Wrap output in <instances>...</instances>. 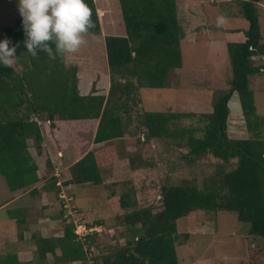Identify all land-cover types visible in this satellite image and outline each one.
I'll use <instances>...</instances> for the list:
<instances>
[{
  "label": "trees",
  "instance_id": "trees-1",
  "mask_svg": "<svg viewBox=\"0 0 264 264\" xmlns=\"http://www.w3.org/2000/svg\"><path fill=\"white\" fill-rule=\"evenodd\" d=\"M119 1L126 35L105 38L110 70L108 92L96 80L87 91L81 90L78 65L67 66L65 59L50 60L44 52L33 58L23 44L26 37L21 16L12 24L0 26V41L10 40L9 46H16L17 63H22L21 70L15 65L6 68L0 64V176L12 191L39 181V166L30 152V139L41 152L44 123L46 133L57 146L64 142L85 145L86 136L81 132L90 131L94 132L95 143L109 144L124 138L136 117L143 142L163 140L168 146L187 148L184 157L189 162L211 154L221 163L213 175L204 179L203 186L189 179L163 186L158 210L152 205L138 206L133 187L113 192L108 203L118 212L122 210L116 218L127 227L126 244L99 258L93 257L94 264H180L177 243H186L189 233L180 239L178 219L196 210L214 214L223 210L236 212L240 221L249 223L245 236L248 264H264V244L257 242L264 240V116L257 113L250 85L252 75L264 72V64H256V59L264 57L258 13L262 0H240L241 14L248 21L245 39L227 43L232 76L228 87L216 91L211 111L144 110L137 116L132 112L141 102L139 89L164 88L170 70L182 67L181 43L186 32L178 17L177 0ZM85 3L92 9L95 23L90 33H100L96 2ZM234 95L238 98L236 111L243 113L252 137L229 135ZM186 118H197L198 125L181 126L180 120ZM108 147V155L91 149L71 165V177L64 184H102L101 164L106 163L103 159L111 160L116 151V146ZM233 160L235 165L227 169ZM135 162L132 158L131 163ZM48 164L52 165L50 160ZM57 178L53 175L46 188L56 189L59 194ZM64 215L62 236H37L39 256L44 258L51 252L58 264L87 262L93 256L91 251L99 248L94 242L97 231L80 237L77 224ZM80 223L91 228L106 220L88 224L81 219Z\"/></svg>",
  "mask_w": 264,
  "mask_h": 264
},
{
  "label": "rangeland",
  "instance_id": "rangeland-1",
  "mask_svg": "<svg viewBox=\"0 0 264 264\" xmlns=\"http://www.w3.org/2000/svg\"><path fill=\"white\" fill-rule=\"evenodd\" d=\"M110 1L112 5V9L109 8L108 10L111 11L110 13L103 14L102 10L98 11L100 23L104 27V22L108 20L109 15L113 16V20H117V28L122 26V29L119 27L116 31L110 32L114 35H123L126 29L119 0ZM103 2V0H97L98 8L102 9L101 3ZM18 3L19 0H0V26L12 24L20 16ZM261 3L258 4V13L262 42H264V0ZM177 5L180 22L185 25V29L188 31V36L181 43L182 67L170 70L166 79L167 85L164 88L143 87L139 89L138 96L141 102L132 112L133 116H137L144 110L208 112L212 110L216 91L229 86V79L232 76L229 55H225L220 46L217 48V45H208L204 38L207 39V35L208 37L211 35L222 38L226 35L224 30L241 29V32L231 33L227 38L229 41L245 39L244 30L248 27V21L241 14L240 0H177ZM104 32L111 35L105 28L102 29V34L89 33L85 37L86 44L66 60V65L80 66L83 88H87L88 84L92 82L90 78L97 75L99 76V81L96 80L97 83L99 82V85H102L108 92L110 70L105 37L103 38ZM260 63L264 64V59H256V64ZM14 65L16 69L21 70L22 63H17V59ZM250 85L254 90L257 113L259 116H264V72L252 75ZM237 104L238 98L235 97L230 104L233 111L229 116V135L233 138L252 137V132L247 127L243 113L236 111ZM137 124L135 117L125 137L108 144L112 147L113 145L116 146V151H114L111 160L110 158L103 159L104 162H109L102 165L101 171L105 181L103 184H82L75 191L68 187L64 188V185H60L61 182H59L57 184L60 187L59 194L56 189H53V192L44 193L47 197L44 203L47 201L50 203L47 209H43L45 213L56 211L58 214L63 208L65 211L63 217H65L64 214L69 215L71 217L69 220L74 221L75 224L80 223L81 219L88 224L99 219L107 221L97 226L94 242L99 245V248H94L91 251L90 255L93 256L84 264H94L95 259L93 257L98 256L99 258L103 253H110L126 244L127 227L116 218L113 208H110L108 203V198L113 192L120 193L129 187H133L136 191L138 206L152 205L155 210H158L161 208L163 186L177 184L187 179L195 180L203 186L204 179L213 175L221 163V160L211 154L195 162H189L184 157L187 148L168 146L163 140L143 142L144 135L137 128ZM179 124L181 126H196L198 120L197 118H186L180 120ZM45 129L47 128L43 124L44 137H49L50 134L47 135ZM82 134L90 137V139L94 137L93 131ZM30 143H32L31 139ZM49 146V142H47L46 148ZM50 148H52L50 149L51 152H56L53 147L50 146ZM50 150L41 157L42 166L39 173L43 180L39 182L41 186L38 188L40 189H43L46 183H50L49 177L53 173L59 177L60 181L68 177L62 175V170L59 168L58 170L53 169V171L50 169L46 161L47 157L52 154ZM56 154H53L56 162H63L64 165L68 157L60 158ZM132 158L136 159L135 164L131 163ZM235 161L233 160L232 163L228 164L227 169L233 167ZM5 189L10 191L8 187ZM40 189L38 190L40 191ZM42 201L39 197L37 202L42 204ZM88 207L93 211L87 213ZM65 226L64 220L57 222L56 231L63 232ZM37 229H39L38 223L31 224V230ZM82 229V227L77 228L80 237L87 233ZM248 229L249 223L240 221L234 211L223 210L214 214L204 210H196L188 216L179 218L180 239L184 240V233H189L186 243H177L180 264H248L245 254V236ZM257 242L264 244V240ZM258 257L257 254L254 255L255 259ZM50 259L53 257L50 256Z\"/></svg>",
  "mask_w": 264,
  "mask_h": 264
},
{
  "label": "crops",
  "instance_id": "crops-1",
  "mask_svg": "<svg viewBox=\"0 0 264 264\" xmlns=\"http://www.w3.org/2000/svg\"><path fill=\"white\" fill-rule=\"evenodd\" d=\"M103 1L104 2L101 3L102 9H100V7L98 8V5L96 3L98 11L100 12L102 10L103 14H105L106 12L110 13L111 11H108V10L112 6L111 1L110 0H103ZM95 2H97V0H95ZM261 2H263V0ZM261 2H259L258 4H262ZM178 17H179V14H178ZM113 19H114L113 16L109 15L108 20L104 22V27L101 25V32L103 28L107 29L109 32L116 31L119 27L122 29V26H119L117 28V20H113ZM183 26L185 29L184 24ZM204 28L207 29V27H204ZM237 31L241 32V29L240 30L238 29L235 31L234 29H228L227 31L224 30V34L226 35H224L222 38H218V36L217 38L212 37L211 35L208 37V35L207 36L205 35L207 39L204 38V40L207 41L208 45L209 44L211 45L213 44L214 46L217 45L216 46L217 48L218 46H220L222 49V52L225 55L226 54L228 55L227 43L229 42V40L227 36L230 35L231 33H236ZM185 32H186L185 37H187L188 36L187 29H185ZM110 34L114 35L112 32H110ZM107 35L109 34H106L104 32L103 38L104 37L106 38ZM123 35H126V31ZM105 38H104V41H105ZM78 67H79L78 77H79L80 88L83 91H87L92 85L91 83H93L94 80H98L99 76L96 75L90 78V81L92 82L88 84L87 88H83L82 87L83 86L82 71H81L80 66ZM98 85H99V82H98ZM235 97L237 96L234 95L232 101L235 99ZM93 135H94V132H93ZM44 138H45L44 141L46 142V144L43 141V147H42L41 152L38 151V149L32 143H30V152L32 156L36 159L38 166H39V169H38L39 181L38 182L24 189L7 191L5 188L8 186L6 185L4 178L0 176L1 178L0 179V264H58L56 263L55 257L52 255L51 252L47 253L44 258L39 256L37 243H36L37 236L58 237V236H62L64 233V231L63 232L56 231L57 222L62 221L61 219L63 218L64 210H62L61 208L60 212L58 213L59 215L56 213V211H53V212L50 211L49 213L48 212L45 213L43 211V209H47L48 206L50 205V203H48L49 201L47 202L45 201L46 203H44V200L47 198L46 195H44V193H46L47 191L53 192V189L52 188L48 189L46 188V186L43 189L38 188L41 186L39 182L43 180L42 176L39 173L41 170V166H42L41 157L43 156L44 153H47L49 152L50 149H52L50 148V146L53 147L54 151H56L55 153L59 154V155L56 154V156L60 158L65 157V156L68 157V160L64 162V165H63V162H56L53 156V154L55 153L51 152L50 150L52 154H50V157H47L48 159H46L47 164H48V160L51 161L52 165L51 166L49 164L48 165L52 171L53 169L58 170L59 168L60 170H62V175L68 176L66 178H63L62 181H60L58 177L57 184L59 182L62 183L63 181L71 177V170H70L71 165H73L80 158H82L89 150L96 149L98 154L102 153L104 155H108L109 145L104 144V143H95L94 137H92V139H90V137H84L87 140V144L85 145H80V144L72 145L69 142H64L61 144L62 146L58 145L59 147L57 146L58 143L56 144V142L54 141L52 137L49 136V137H44ZM47 142H49V145H50L48 148H46ZM57 142H59V140ZM107 163L109 162H106L105 164ZM102 165L104 164H101V170L103 167ZM68 170H69V173H68ZM46 175H47V172H46ZM53 175L56 176V174L53 173L50 175L49 178H51ZM86 184H89V183H86ZM62 185H65L64 182ZM81 185L82 184H69L65 186H68V188L71 190L77 191L78 187ZM43 186L44 184L42 185V187ZM38 189H40V191ZM39 197L41 201L43 200L42 204L37 202L39 200ZM79 198H82V197H79ZM52 204L55 205V203H52ZM38 210H42V211L39 212ZM113 210L115 212V215H117V212L119 209H113ZM91 211L93 210L89 209V207L86 209L87 213H90ZM121 211L122 210H120V212L118 213H122ZM81 213L83 212L81 211ZM19 214H22L23 216L20 217ZM18 218L21 219L20 224L18 223ZM36 223H38L39 229L35 231L31 230V224L35 225ZM112 229H110V231H112ZM50 256L53 257V259H50ZM84 263H86L85 260H75V261H69L67 263H59V264H84Z\"/></svg>",
  "mask_w": 264,
  "mask_h": 264
},
{
  "label": "clouds",
  "instance_id": "clouds-1",
  "mask_svg": "<svg viewBox=\"0 0 264 264\" xmlns=\"http://www.w3.org/2000/svg\"><path fill=\"white\" fill-rule=\"evenodd\" d=\"M18 11L26 37L23 44L33 58L44 52L50 60H67L86 44L85 37L95 27L85 0H19ZM10 43L0 41V64L6 68L18 58Z\"/></svg>",
  "mask_w": 264,
  "mask_h": 264
},
{
  "label": "built area",
  "instance_id": "built-area-1",
  "mask_svg": "<svg viewBox=\"0 0 264 264\" xmlns=\"http://www.w3.org/2000/svg\"><path fill=\"white\" fill-rule=\"evenodd\" d=\"M62 183H60V185H61ZM79 227H82L83 229L82 230H85L87 233L86 234H89V233H91V232H93V231H95V230H97V228L98 227H91V228H88L87 227V225H85L84 223H78L77 224V228H79ZM77 228H76V232H77ZM78 233V232H77ZM79 235H80V233H78ZM86 234H84V235H82V237H85L86 236Z\"/></svg>",
  "mask_w": 264,
  "mask_h": 264
}]
</instances>
